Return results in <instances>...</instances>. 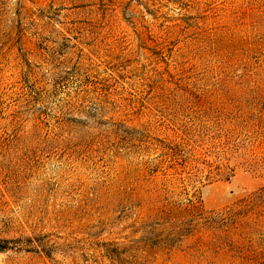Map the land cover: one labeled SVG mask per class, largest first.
<instances>
[{
	"label": "rangeland",
	"instance_id": "rangeland-1",
	"mask_svg": "<svg viewBox=\"0 0 264 264\" xmlns=\"http://www.w3.org/2000/svg\"><path fill=\"white\" fill-rule=\"evenodd\" d=\"M0 264H264V0H0Z\"/></svg>",
	"mask_w": 264,
	"mask_h": 264
},
{
	"label": "trees",
	"instance_id": "trees-1",
	"mask_svg": "<svg viewBox=\"0 0 264 264\" xmlns=\"http://www.w3.org/2000/svg\"><path fill=\"white\" fill-rule=\"evenodd\" d=\"M215 219V220H214ZM240 216L239 213L233 212L228 214L219 215L217 218L209 217L207 221L216 224L217 228H220L222 232H229L231 228L238 229ZM190 231V227H187ZM236 231H234V234ZM226 234V233H225ZM194 236V234H192ZM234 241V240H233ZM237 245V242L234 241ZM225 246H231L230 241L225 238L224 235H216L211 239H207L202 236H198L194 239V244L192 246L193 252L197 255L206 256L213 253L216 257L224 255L226 252L224 250ZM239 247V246H238Z\"/></svg>",
	"mask_w": 264,
	"mask_h": 264
}]
</instances>
